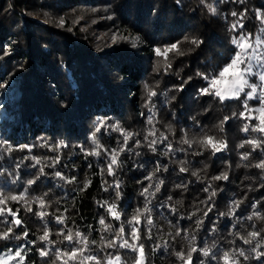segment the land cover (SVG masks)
Instances as JSON below:
<instances>
[{
	"label": "trees",
	"instance_id": "1",
	"mask_svg": "<svg viewBox=\"0 0 264 264\" xmlns=\"http://www.w3.org/2000/svg\"><path fill=\"white\" fill-rule=\"evenodd\" d=\"M209 6L216 14L208 11ZM232 12L242 15L233 17ZM257 12L264 13V0H0V192H25L30 200L42 197L49 213L41 219L10 201L9 206L19 209L23 217V227L15 230L29 235L0 241V255L18 246L26 254V264H45L39 255L45 244L37 236L47 224L54 242L59 239L57 230L79 231L97 241L88 254L107 256L115 250L101 248L100 237L111 239L113 233L101 231L100 219L115 230L123 224L130 231L128 221L145 205L140 193L150 183L146 177L157 168L151 183H163L148 205L153 225L145 220L148 213L135 225L143 236L151 237L142 240L145 264H181L175 251L186 249L193 238L197 249H209L208 257L193 254L195 264L201 260L217 264L224 251H247L249 245L243 244L242 237L264 229V170L254 167L264 160V134L242 130L245 123L252 126L258 121L233 115L243 110L239 100L222 103L200 95L207 81L197 73L211 74L234 55L231 39L238 34L252 40L261 35L264 24L256 19ZM237 21L244 27L232 31ZM131 37L139 38L135 46ZM172 44H178L183 55L169 52L171 67L157 68L165 57L157 56L155 49ZM252 79L256 82V77ZM145 86L156 95L149 99ZM249 103L252 108L259 106L257 101ZM225 117L229 119L221 130ZM100 121L106 127L96 134L100 148L95 149L92 134ZM115 124L134 133L126 145L120 132L107 127ZM150 130L156 136L148 139L167 137L158 139L156 151L147 146ZM205 133L222 139L226 147L213 154L210 148L183 142ZM254 138L262 141L260 147H239ZM60 142L66 147L49 150ZM120 146L125 151L113 166V175H108L110 153ZM81 148L100 154L86 156ZM245 153L249 154L246 161L241 159ZM57 156L54 167H45ZM31 157L44 163L35 165ZM40 167H45L43 176ZM181 167L187 171L181 172ZM56 171L74 182L60 180ZM223 172L227 180L212 179ZM86 179L90 182L84 188ZM29 180L36 182L29 186ZM211 191L216 195L209 201ZM237 201L242 203L228 215ZM113 203L119 220L102 206ZM32 207L41 210L35 203ZM209 207L212 211L204 224L196 228L195 217H188L194 211L202 216ZM254 212L261 218L249 220ZM61 213L64 224L56 222ZM4 228L0 223V231ZM175 231L181 235H171ZM71 246L65 241L46 248L53 253ZM119 254L125 262L134 255L127 249ZM237 259L240 264H259Z\"/></svg>",
	"mask_w": 264,
	"mask_h": 264
},
{
	"label": "snow or ice",
	"instance_id": "2",
	"mask_svg": "<svg viewBox=\"0 0 264 264\" xmlns=\"http://www.w3.org/2000/svg\"><path fill=\"white\" fill-rule=\"evenodd\" d=\"M208 11L212 14H216V9L211 6H209ZM231 15L233 17H236L242 14L232 12ZM256 19L259 20L261 24H264V13L257 12ZM60 24L62 26V20L60 21ZM238 26L241 29L244 27L240 21H237V23L231 25V30L236 31ZM259 31L261 35L255 37L254 40L243 34H238L237 38L231 39V44L234 45V55H231L222 66L218 65L211 74L202 75L201 73H197V76H202V78L207 81V86L201 88L200 95H211L214 98H218L222 103L227 100H239L243 106V110L238 113H233L234 116H239L240 118L250 120L253 118L251 115L253 112L258 113V115L255 116V120L258 121V123L252 126H250L248 123H245L242 130L247 132L251 128V131L264 134V28H261ZM119 38L125 40L129 39L128 37ZM112 39L113 41H115L117 37L113 36ZM138 39V37H131L133 46H135V42ZM190 42L194 45L199 44V41L197 40H192ZM169 52H175L177 55H183V52L179 51L178 44H172L169 47L164 48L163 50L157 48L155 49L156 55H163L165 57V61L162 64L158 62L157 68L161 66L165 68L171 67L170 62L168 61ZM253 61H255L256 64L259 65L261 69L259 72H253ZM253 77H257L260 83L257 84L255 82V79H252ZM145 90L148 94L149 99L152 96L156 95V93L148 89L147 86H145ZM250 101H257L260 106L255 109L252 108L249 103ZM228 119V117H225V119L221 121V130H223L224 124ZM148 123L151 124L152 121L149 120ZM105 127L106 122L100 121L92 134V144L95 146V149L100 148V145L96 140V134L101 132V130ZM107 127H110L112 131L120 132L123 136V144L125 145L134 135V133L130 131H125L118 124L110 125ZM170 128L171 126H169V132L172 131L170 130ZM155 136V131L150 130L145 137V139L147 140V146L152 151H156L155 145L157 144L158 139H167V137H165L163 134H160L158 138L148 139V137ZM183 142L189 147L197 145L204 149L210 148L213 154L220 152L223 148L226 147V144L222 139L218 140L206 133L195 140L190 141L188 139H185ZM261 143L262 141L254 138L245 140L244 143L239 145V147L243 148L245 144H249L253 147V150H255V148L260 147ZM42 146L46 147L47 145ZM63 147H66V145H64L63 142H60L49 150L53 152H59V150ZM95 149L89 152L81 148V151L84 152L86 156L99 155L100 153ZM7 150L12 151L11 148H8ZM124 151L125 148L123 146H120L118 149L110 153V163L107 168L108 175H113V166L117 165L118 157L120 153ZM167 151H172L170 145L168 146ZM165 154H167V152ZM196 154L199 155L200 153ZM31 159L34 160L35 165H41L44 163V161L36 157H31ZM241 159L245 161L248 160L249 154H243L241 156ZM58 162L59 156L54 158L52 164L45 165V167H54ZM45 167L39 168L41 176L45 174ZM254 167L264 170V160H262L258 164H255ZM159 170V168L155 169L151 176L146 177V179L149 180L150 183L147 187H144L140 193L141 196L145 197V205L143 210L136 209V211L132 215L131 220L128 221V224L131 226L130 231L126 230L123 224L118 230H115L110 224L105 223L104 218L100 219L99 224L101 225V231L113 233V238L111 239L103 235L100 237V247L105 250L114 249V252H109L107 256L102 258L97 255L88 254L90 246L96 244L97 241L95 239L90 240L87 235H82V233L79 231L73 232L71 229H66L65 231L57 230L55 234L57 237H59V239L54 242L53 240L49 239V228L48 225L45 224L43 227V234L37 236V240L40 242H44L45 244V247H41L39 249L40 257L45 258V264H57V262H59V264H145L146 250L145 244L142 242V240L151 239V237L143 236L142 230L138 229L135 225L140 224V217L145 216V213H148V215L145 216L147 224L149 226L153 225L148 205L151 203L150 197L155 196V194L160 192L161 190V184L163 183V181L158 180L154 185L151 183L156 175V172ZM180 171L186 172L187 169L185 167H181ZM54 175L60 180H65L66 183L74 182V179H66L61 175L59 171H56ZM192 175L196 176L198 179L200 178L197 172H192ZM36 179L38 180L39 177H37ZM212 179L214 181L227 180L228 174L227 172H223L220 175L214 176ZM35 182L36 180H29L27 183L29 186H31ZM89 182L90 181L86 179L84 188H87ZM177 187L183 186L178 185ZM116 188L118 189L119 185H116ZM209 188H211V185H209L208 188H205V191L208 192ZM83 190L84 189H81V191ZM25 191H27V189ZM116 195L117 197H119L120 192L117 191ZM215 195L216 192L211 191L209 193V201ZM169 199H171V197H169ZM10 201L13 203L21 204L24 208V211L32 213L33 215L38 216L41 219L49 215V213L46 211L47 205L42 197L33 198L30 200L26 197L25 192H21L19 193V195H13L11 193L5 194L4 192H0V218H4L5 216L11 217L10 220L0 219V223L5 224L4 230L0 231V241H8L12 238H27L29 235L27 231L20 233L15 230L16 228L23 227V217L20 215L19 209L13 210L9 206ZM33 203L37 204L39 209L41 210L34 211L32 207ZM176 203L179 204L181 202L177 201ZM201 203H208V201H202ZM241 203L242 201L234 202L228 215H232L235 212V209L239 207ZM102 206H105L107 212L115 219H120V214L116 211V205L114 203L111 205ZM252 207H255V205H253ZM211 211L212 209L211 207H209L207 210L203 211L202 216H198L197 212L194 211L192 213V216L188 218L192 219V217H195V226L196 228H200L204 224V217H207L208 213ZM253 216L261 218L259 216V213L254 212L252 216L248 217V219L252 220ZM56 222L58 224L65 223V219L62 213L61 215L56 216ZM262 232H264V229L247 232L246 235L242 237V240L243 244L249 245L248 250H241L239 252L224 251L222 256L217 259V264H220V260L223 261V264H240L237 257H242L245 261L254 259L259 261V264H264V236H261ZM171 235L180 236L181 232L175 231ZM65 241L72 245L68 250H55L53 253H49L47 251V245L55 246L56 244H62ZM121 249L131 250L134 255L128 257L127 261L125 262L122 260V256L119 254V251ZM155 250L156 249L154 247L152 251L154 252ZM197 252H199L204 257L209 256V249H197V247L195 246V240L193 238L192 243L186 249L176 250L175 256L176 259L181 262V264H195L193 260V254ZM51 256H54L55 258L51 259ZM0 264H26V254L24 253V250L20 249L18 246L14 250L9 249L4 255H0ZM199 264H204V261H199Z\"/></svg>",
	"mask_w": 264,
	"mask_h": 264
},
{
	"label": "rangeland",
	"instance_id": "3",
	"mask_svg": "<svg viewBox=\"0 0 264 264\" xmlns=\"http://www.w3.org/2000/svg\"><path fill=\"white\" fill-rule=\"evenodd\" d=\"M113 36H115L113 33H111V36H110V38L112 39L113 38ZM254 40V39H253ZM261 69H260V67H259V65L258 64H256V62L255 61H253V72L254 73H256V72H259ZM256 83L257 84H259L260 83V81L258 80V78L256 77ZM260 106V105H259ZM259 106H257V107H255V108H258ZM254 108V109H255ZM252 117H255L256 115H258V113H256V112H253L252 114ZM209 247V245L208 246H206V248H208ZM4 255V254H3Z\"/></svg>",
	"mask_w": 264,
	"mask_h": 264
},
{
	"label": "clouds",
	"instance_id": "4",
	"mask_svg": "<svg viewBox=\"0 0 264 264\" xmlns=\"http://www.w3.org/2000/svg\"><path fill=\"white\" fill-rule=\"evenodd\" d=\"M170 130H172V128H170ZM195 139H197V138H194V139H192V140H195ZM181 165H183L184 164V162L183 161H180L179 162Z\"/></svg>",
	"mask_w": 264,
	"mask_h": 264
}]
</instances>
